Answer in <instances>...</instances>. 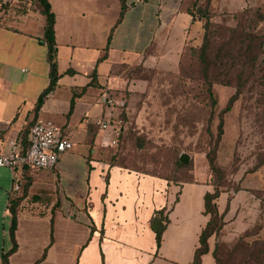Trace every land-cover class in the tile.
I'll use <instances>...</instances> for the list:
<instances>
[{"label": "crops", "instance_id": "1", "mask_svg": "<svg viewBox=\"0 0 264 264\" xmlns=\"http://www.w3.org/2000/svg\"><path fill=\"white\" fill-rule=\"evenodd\" d=\"M47 1L60 76L36 112L50 83L42 18L29 10L19 23L0 25L2 150L16 146L24 153L28 130L37 120L61 127L72 149L51 170L18 168L13 174L0 167V264L12 247L8 230L14 197L22 198L9 264H192L209 219L203 198L213 192L212 183L167 182L110 165L103 154L117 111L100 101L104 92L122 100L126 82L120 69L166 63L186 39L200 34V22L185 10L188 0ZM14 177L19 191L12 194ZM228 197L221 193L216 199L220 213ZM77 214L82 218L75 223ZM68 218L81 228L68 232ZM154 218L163 225L159 246ZM214 244L209 238L201 264H215Z\"/></svg>", "mask_w": 264, "mask_h": 264}, {"label": "rangeland", "instance_id": "2", "mask_svg": "<svg viewBox=\"0 0 264 264\" xmlns=\"http://www.w3.org/2000/svg\"><path fill=\"white\" fill-rule=\"evenodd\" d=\"M211 5L210 59L218 56L217 48L228 35L226 29L245 28L254 21L259 30L252 50L254 65L235 62L225 71L224 60H216L209 73V81L215 82L212 115L197 59L202 27L200 34L186 39L174 53L176 57L166 63L120 69L119 76L126 82L119 96L124 105L115 109L113 125L118 131L103 155L110 163L173 182L209 180L219 192L231 196L223 219L215 224L216 253L218 264H241L244 251L236 243L243 230L248 229L242 243L264 241V24L255 19L257 10L264 11V0H211ZM240 13L244 14L242 21ZM235 93L218 136L217 114ZM181 153L188 154L190 160L180 167L175 161ZM207 156L217 171L209 169ZM64 205L69 203L64 201ZM75 216L78 223L82 216ZM69 219L68 232L71 227L74 231L81 228Z\"/></svg>", "mask_w": 264, "mask_h": 264}, {"label": "trees", "instance_id": "3", "mask_svg": "<svg viewBox=\"0 0 264 264\" xmlns=\"http://www.w3.org/2000/svg\"><path fill=\"white\" fill-rule=\"evenodd\" d=\"M211 6H213L211 5V0H188L185 6V10L190 16L195 17L201 23V27L203 28L202 44L197 50V59L201 64L203 79L206 82L205 91L210 100V108H211L210 112L212 115L216 109V99L214 97L213 88H212V85L215 82L209 81L210 79L209 73L216 67L215 65V63H217L216 60H218L219 63L224 60L223 69L225 71H230L233 68L235 62H241V64L243 65L249 64L250 66H253L256 59L252 54V50L255 48L256 45L255 36L259 30H256L257 25L254 21H249L250 24L247 25V27L245 28H242V26L240 25L226 29L228 35L223 40L222 44H220V46L217 48L216 54L218 56L214 57L213 59H210V51H209L210 39L208 33L211 27V23L209 19ZM0 7H1L0 25L5 27H9L13 23H19L29 10L38 13L42 18L43 28H42L41 40L46 44L48 50V61L50 64V72H49L50 83L47 89L40 95V97L37 100L34 110V112H36L39 109L44 96L54 88L60 76L57 72L56 64H55L54 29H53L54 15L50 9L47 0H0ZM239 15H240V20L241 21L244 20V14L240 13ZM255 16H256L255 18L256 22H262L264 24V11L257 10ZM237 25H239V23ZM236 45L237 47H235ZM261 82L262 85L264 86V76L261 77ZM236 96H237L236 93L233 96H231L225 108L217 114L218 136H221L222 134L223 114L227 113L231 109L232 103L234 102ZM111 124L113 125V123ZM27 144L24 147L23 151L26 150ZM207 160H208L209 169L212 172H214L215 170L217 171L213 159L207 156ZM175 164L181 167L179 160H176ZM110 165H116L122 167L121 165L112 162L110 163ZM148 175L157 176L154 174H148ZM157 177H160L166 180L167 182H173L168 178L162 176H157ZM190 181L192 180L174 181V182L182 183V182H190ZM213 189L214 190L212 193H206L203 198L204 214L208 215L209 219L199 235L198 246L195 249L192 264H201L202 255L208 252V239L214 237V240H216L217 228H215V224L220 219H223V214L225 213V211H227L226 209L231 199V196L228 197L225 210L223 213H220L217 208L216 199L223 192H219L216 185H213ZM21 198L22 197H17V198L14 197L10 199L9 212L11 215V222L8 230V235L12 247L8 252H6L3 255L2 264H9L8 257L16 250V241H15V230L17 226L16 208L20 203ZM157 215L158 214H156V216ZM161 226L163 227L162 224ZM247 230L245 231L243 230V233H241L242 236L240 240L236 243V246L240 245L241 249L244 251V254L242 255V259H241V264H264V241L263 242L252 241L250 244L242 243V240L247 237L246 234ZM160 237H161V232L156 233L157 246H159L160 244ZM216 250L217 247L215 241L212 255L215 264H218V257Z\"/></svg>", "mask_w": 264, "mask_h": 264}, {"label": "built area", "instance_id": "4", "mask_svg": "<svg viewBox=\"0 0 264 264\" xmlns=\"http://www.w3.org/2000/svg\"><path fill=\"white\" fill-rule=\"evenodd\" d=\"M100 101L107 107L113 109L122 108L124 103L116 100L109 93L104 92ZM101 129H106L107 124L96 122ZM113 133L117 129L112 125ZM27 148L20 153L16 146H13L8 153L2 150L0 138V167L12 171L14 174L18 168H26L33 171L51 170L55 167L60 156L72 149V142L67 132L50 121H35L28 132ZM19 191L16 177L13 179L12 194ZM60 264V263H55Z\"/></svg>", "mask_w": 264, "mask_h": 264}, {"label": "water", "instance_id": "5", "mask_svg": "<svg viewBox=\"0 0 264 264\" xmlns=\"http://www.w3.org/2000/svg\"><path fill=\"white\" fill-rule=\"evenodd\" d=\"M178 160L181 164L186 165L189 162L190 157L186 153H181L178 157ZM152 229L156 233L162 230V227L159 225L158 220L156 218H154L152 221Z\"/></svg>", "mask_w": 264, "mask_h": 264}]
</instances>
